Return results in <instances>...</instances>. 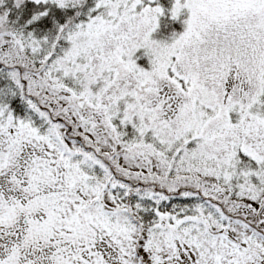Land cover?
Listing matches in <instances>:
<instances>
[{
  "label": "snow or ice",
  "instance_id": "1",
  "mask_svg": "<svg viewBox=\"0 0 264 264\" xmlns=\"http://www.w3.org/2000/svg\"><path fill=\"white\" fill-rule=\"evenodd\" d=\"M0 264H264V0H0Z\"/></svg>",
  "mask_w": 264,
  "mask_h": 264
}]
</instances>
